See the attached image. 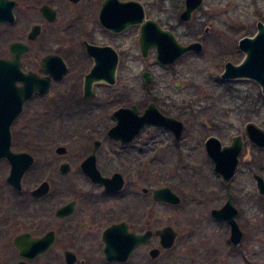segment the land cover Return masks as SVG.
Returning <instances> with one entry per match:
<instances>
[{
  "label": "flooded vegetation",
  "instance_id": "af4514ba",
  "mask_svg": "<svg viewBox=\"0 0 264 264\" xmlns=\"http://www.w3.org/2000/svg\"><path fill=\"white\" fill-rule=\"evenodd\" d=\"M184 1L44 0L38 5L35 0H0L3 6L15 3L13 21L0 23V59L12 60L15 55L11 45L25 44L28 49L20 56L19 69L41 78L50 77L48 92L33 93L15 117L11 98L19 99L23 83L0 82V149L5 147L3 119L9 113V149L32 159L16 179L9 159L0 157V264H264V242L260 241L264 239V231L254 227V241L244 242L245 232L238 220L242 212L245 215L258 213V201H264L254 177H261L264 184V154H261L264 148L255 146L246 132L248 124L261 128L253 118L259 116V103H264V95L259 83L252 78L222 76L227 71V63L237 66L244 61L246 53L240 42L256 37L258 24L264 27V17L253 21L232 17L243 6L240 0H202L185 22L180 19ZM133 2L141 6L146 20L169 32L177 44L198 43L200 49L188 50L163 65L157 61L155 45L142 50L140 24L126 26L118 32L102 24L101 19L110 16L108 13L102 17L104 3L116 6ZM21 3L28 9H37L40 19L32 24L26 39L18 34L17 10ZM43 6L53 11V21L43 15L40 10ZM75 6H79V14L66 24L62 19V24L66 25L64 30L76 29L81 50L76 55L73 50L69 51L77 68L86 71L79 92L77 87H71L70 93L61 96L58 102L70 107L73 101H90L95 87L104 86L108 89L106 104L112 108L109 112L112 125L107 129H93L87 124L79 131H63L65 141L78 144L79 155L72 157L66 146L58 145L54 149L61 159L58 173L55 168L54 173L52 170L46 175L44 169L39 177L27 179L35 160L31 143L45 153L49 144L45 139L54 131L18 129V121L25 107L32 108L36 98L50 96L52 84L61 80L68 70L66 57L58 53L49 51L39 60L33 58L32 62L29 56L47 25L57 23L60 10ZM89 16L93 21L92 30L79 35V21ZM48 40L43 42L47 44ZM89 46L94 47L93 55L89 54ZM206 51H210L212 57L226 60L219 75L220 84L233 86V82L249 79L254 82L256 93L234 92L230 86L224 90L222 103H231V107H224V112L217 114L214 113L215 103L210 102L213 99H205L206 105H200L202 101L194 97L180 99L178 81L160 86L152 76V68L168 72L182 57H196ZM49 55L60 57L65 66L60 78L50 76L42 65ZM135 63H140L141 80L132 87L125 84L123 74L130 72ZM36 64L35 70L32 66ZM94 67L113 71L114 81L95 80L86 87L85 77ZM144 73L149 74L150 82ZM120 81L124 83L115 91ZM181 102L185 105L181 106ZM151 103L161 115L182 123L179 136L174 130L153 123L135 132L111 131L117 123V110L135 107L138 116H142ZM206 111L210 114L199 122L198 118ZM51 116L55 118L53 114L47 118ZM89 116L80 117L79 123ZM183 116L192 117L194 126L198 127L190 132L197 135L190 144L184 135V124L179 120ZM46 132L50 135H45ZM58 148L63 150L58 152ZM195 157L202 162H195ZM234 159L236 165L231 177L228 170L219 172L218 167L223 168L226 163L232 166ZM74 164L78 171L70 176ZM47 165L49 163L45 162L44 167ZM180 170L192 177L176 178ZM199 174L201 177H193ZM163 189H168L169 193L164 195ZM172 195L177 197V202H171ZM229 213H233L241 231L238 243L231 241L230 225L221 218ZM170 240L171 244L165 247Z\"/></svg>",
  "mask_w": 264,
  "mask_h": 264
},
{
  "label": "rangeland",
  "instance_id": "374dc122",
  "mask_svg": "<svg viewBox=\"0 0 264 264\" xmlns=\"http://www.w3.org/2000/svg\"><path fill=\"white\" fill-rule=\"evenodd\" d=\"M243 3V6L240 7V12L238 11L232 17H243L246 20H257L259 17H264V0H240ZM38 5L44 2V0H35ZM24 5L23 3H21ZM18 8V34L20 38L26 39V34L30 30V27L33 23L40 20L37 9L31 10L24 6ZM205 7L202 8L204 11ZM201 10V12H202ZM60 18L58 17L57 23L52 25H47L44 29V32L39 39L40 41L35 43V47L33 52L30 54V62L32 59L39 60L45 53L55 52L60 54L61 56H65L67 59L68 70L64 77L53 83L50 96L43 98H36L33 101L32 108L30 106H26L25 110L22 112V115L18 121V129H30L36 131H54L51 135L46 132L45 135H50V138H47L48 148L47 151L41 152L39 148L33 146L31 143V153L34 157V164L32 165L31 171L27 174V179L39 177L40 174L44 172L46 169V175H49L51 171L56 168L59 162L61 161L60 157H57L54 153V149L58 145H64L67 147L68 151L71 152L69 154L72 157H76L79 155V146L78 144H74L71 141H65V137L63 135V131H79V128H85V125H89V128L93 129H107L112 125L110 109L112 108L106 104V99H108V89L104 86H96L95 87V95L90 101L78 102L73 101L70 104V107L65 106L63 103L58 102L59 98L63 95H68L70 93L71 87H77V91L79 92V84L81 83L82 76L86 70L77 68L75 62H73L71 58V54L69 50H73L72 52L76 55L78 50H81L80 42L78 44L76 37V29L72 30L71 28L64 30L66 25L62 24V19L66 24V21L69 22L74 19V17L79 14V6H75L72 8H64L60 10ZM89 12V11H87ZM34 16V17H33ZM76 23V22H75ZM78 24V23H76ZM79 35L84 31H91L93 28V21L91 17H85L83 20L79 21ZM62 27L63 30L59 31ZM49 39L47 44L43 42V40ZM225 59L212 57L210 51H206L202 53L200 56L190 57L185 56L182 57L178 63L175 65L173 69L168 72H162L156 68H152V76L153 78L159 82L160 86H170L175 81L180 83V99H190L196 98L202 102H199L200 105H206L205 99H213L210 102L215 103L216 111L214 113H222L224 107H231V103H222L224 97V90L230 88V84H220L219 75L223 68V63ZM30 64V63H29ZM142 65V64H141ZM149 65V61H148ZM31 66V65H30ZM35 70L38 68L37 64L32 66ZM140 63L132 64L131 71L128 73H124L125 84L135 87L138 81H140L139 72ZM150 69V68H149ZM139 78V79H138ZM124 81H120V83L115 88L117 91L122 85ZM233 86L231 89L236 92H242L243 90L248 91L250 94L256 93V87L252 84L254 83L249 79H241L236 82H233ZM73 84H75L73 86ZM227 86V87H225ZM260 90V88H259ZM261 93V92H260ZM262 96V95H261ZM79 99V95L77 96ZM263 100V99H262ZM182 104L181 106H184ZM117 107V105H116ZM259 116L257 118H253V121L257 123L261 128L264 129V103L260 101L259 103ZM60 108V109H59ZM86 110L88 112L83 111ZM206 111L205 114L202 113V117L198 118L199 122L203 121L210 112ZM213 113V112H212ZM49 114L55 115V118L51 116V118H47ZM88 114V115H87ZM91 117H90V116ZM82 116H89L85 118L84 122L79 123V118ZM205 117V118H204ZM192 118V117H190ZM179 118L184 124V135L187 136L188 143L197 139V135L195 133H190L191 131H196L198 127L194 126L192 119ZM53 119V120H52ZM49 120V121H48ZM97 120V124L96 121ZM83 123V124H82ZM94 124V127L92 126ZM80 126V127H79ZM202 128V127H201ZM204 128H202V131ZM57 131V132H56ZM35 135V134H34ZM66 135V134H65ZM200 138V137H199ZM75 139H77L75 137ZM79 139V137H78ZM189 143V144H190ZM48 154L47 158H43L45 154ZM261 154H264V151H261ZM60 159V160H59ZM185 160L181 161L184 162ZM195 162L201 163L202 160L200 158L194 159ZM49 163V165L44 167V163ZM77 164L73 165V171L70 174L73 175L76 173ZM203 171V170H199ZM167 177V175H165ZM176 178H191V175H186L185 173H180ZM193 177H201L199 175H194ZM248 176L244 177L247 178ZM259 212L255 213V211L246 214L244 212L241 213V216L238 218L240 221V225L244 233V242H253L252 238L253 228L257 226L260 232L264 231V201H258ZM168 210L165 208V213ZM261 236V235H260ZM260 241L264 242V239ZM264 255V251L262 256ZM262 260V258L260 259Z\"/></svg>",
  "mask_w": 264,
  "mask_h": 264
},
{
  "label": "water",
  "instance_id": "95a60500",
  "mask_svg": "<svg viewBox=\"0 0 264 264\" xmlns=\"http://www.w3.org/2000/svg\"><path fill=\"white\" fill-rule=\"evenodd\" d=\"M77 1V0H74ZM202 0H185L184 9L180 14V19L187 22L191 18V14L201 5ZM14 2L5 4L8 6H3L0 4V23L3 21H13L12 8ZM41 12L49 20H54L53 11L49 10L46 6L41 7ZM102 17L105 18L106 14L110 13L108 19H101L102 24L114 32L123 30L126 26L140 24L141 25V35L139 42L141 44L142 50H147L151 45L157 47V61L160 64L166 65L174 60L178 59L184 52L194 49L199 50L200 45L198 43L190 44L187 46L179 45L174 40L173 36L162 30L155 22L151 20H146L144 18V12L141 6L136 3H122L116 6L108 5L104 3L102 7ZM51 14V15H50ZM105 21V22H104ZM259 33L255 38L248 39L245 38L241 40V48H243L246 53L244 61L237 66H232L231 64H226V73L223 77H249L255 80L261 86L262 93L264 95V27L262 24H258ZM35 32V31H34ZM32 34L30 37H32ZM28 46L22 43H15L11 45V51L14 52V58L10 61H5L0 59V82L8 83L19 81L23 85L19 88L20 97L11 98V105L14 111H12L13 117L17 116L22 109V104L25 102L33 93L45 94L48 92L50 77L41 78L34 73H23L20 69V56L23 52L27 51ZM89 54L93 55L95 53L94 47H88ZM42 65L45 67V71L54 78H60L65 72V66L60 57L56 55H49L43 59ZM145 79L150 82L151 79L148 73H144ZM95 80H101L105 82L112 83L113 71H102L97 67H94L92 71L85 77V86L89 87L91 83ZM5 114V112H4ZM9 115V113H8ZM8 115L3 119V130L5 134L3 135V140L5 147L0 149V157H7L12 165V171L16 179H18L23 171L32 163V159L24 153H12L9 149V124ZM115 117L117 120L116 125L111 128V131H131L135 132L143 127L145 124H156L158 126H165L176 132L179 136L183 125L181 122L176 121L173 118L165 117L161 115L151 103L145 110L142 116H138L137 109L123 108L115 112ZM2 130V129H1ZM247 135L250 141L259 148H264V130L255 126L254 124H248L246 127ZM118 138V137H117ZM1 139V137H0ZM63 149L58 148L57 151L61 152ZM234 152V157L237 155ZM226 165V166H225ZM223 168L218 167L219 172H228V177H231L235 165L236 159H234L232 166L226 163ZM227 167V169H226ZM229 167V168H228ZM231 167V168H230ZM66 169H63L65 171ZM222 170V171H221ZM13 176V177H14ZM227 177V178H228ZM257 180V185L261 194H264V184L258 175L254 176ZM12 179V178H11ZM38 192V191H36ZM164 195L169 193L168 189H163ZM174 198V196L172 195ZM175 200V201H174ZM171 202H177V197L172 199ZM222 219H225L231 228L230 239L231 241L238 243L241 238V231L237 226L233 213L228 215H222ZM172 240L167 241L165 247L171 244Z\"/></svg>",
  "mask_w": 264,
  "mask_h": 264
}]
</instances>
